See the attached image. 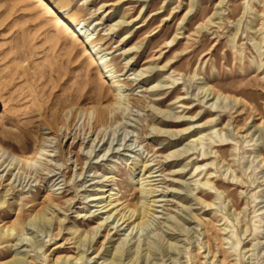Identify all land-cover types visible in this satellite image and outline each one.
<instances>
[{
    "label": "rangeland",
    "instance_id": "obj_1",
    "mask_svg": "<svg viewBox=\"0 0 264 264\" xmlns=\"http://www.w3.org/2000/svg\"><path fill=\"white\" fill-rule=\"evenodd\" d=\"M42 2L0 0V264H264V0ZM110 193L147 214L95 237Z\"/></svg>",
    "mask_w": 264,
    "mask_h": 264
},
{
    "label": "bare ground",
    "instance_id": "obj_2",
    "mask_svg": "<svg viewBox=\"0 0 264 264\" xmlns=\"http://www.w3.org/2000/svg\"><path fill=\"white\" fill-rule=\"evenodd\" d=\"M35 1L42 2L43 0H35ZM44 12L47 15L55 14V10L49 4H44ZM54 24L58 28L62 29L63 31H66V32L67 31H74L76 34H78V36L86 37L88 39L87 40L88 42L91 39V36L90 35H87L88 34V30L90 29V27L89 26H86L85 24H83L81 22H77L75 20L64 21L60 17H56V20H55ZM93 61L95 62V60H93ZM110 76H112V75H110ZM263 122H264V120L262 121V123ZM85 139L86 138H84V141H85ZM6 153H9V155L6 156ZM4 157H5V162L9 161V166L10 165L12 166V164H17L21 160L24 161V159L21 156L17 155L14 152H9L7 149H5L4 147H2L0 145V159H2ZM152 173L153 172H150L148 174V176H146V178H153V177H155V176H153ZM151 181H153V180H148V181H145L144 183L151 182ZM152 191H150V192H152ZM111 192H113V190ZM144 192H146V189H143L142 190V193L143 194H144ZM115 194L116 193H110V196H111L110 197L111 198L110 199V202L107 205L104 206V210L105 211L102 212V214H107V216L104 217L102 219V221L99 222V224H98V226L96 228V231H95V237L102 231L103 227H104V230L107 229V227L111 226L115 220H117L116 226L112 228V229H116V232L114 233V236L115 235H120V233L122 231L127 230L126 229L127 227H130V226L133 225V228H135L136 226H138L140 224V222L143 220V218L147 214V209L148 208H146V210H141V212L140 211H136V210H131V211H127V212L124 211L126 206H124L123 203L116 202L114 204L111 201V200H116V199H113V196ZM98 199L99 198H96L94 200H98ZM142 204H143V202H142ZM128 212H130L129 215H128ZM113 217H114V220L110 223L109 220H111V218H113ZM137 220H140V221L137 222ZM121 221H122V223L119 225V223ZM123 225H126L127 227H125V228L122 229ZM109 235L110 234L107 235L106 239H108V242L113 241L112 237L109 238Z\"/></svg>",
    "mask_w": 264,
    "mask_h": 264
}]
</instances>
